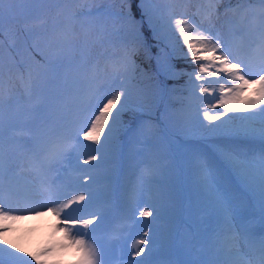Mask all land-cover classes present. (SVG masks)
Wrapping results in <instances>:
<instances>
[{"label": "snow or ice", "instance_id": "6c2138e0", "mask_svg": "<svg viewBox=\"0 0 264 264\" xmlns=\"http://www.w3.org/2000/svg\"><path fill=\"white\" fill-rule=\"evenodd\" d=\"M90 2L97 5L106 0ZM14 3L16 0H0V37L4 34L5 12H10ZM118 3V11L100 7L81 11L82 15L92 16L95 12L107 17L121 40L123 55L113 62L109 80L97 82L98 78L92 77L93 82L79 110L60 128L46 131L42 158L37 157L39 137L33 146L18 145L20 155L29 162L27 170L40 178L38 190L32 181L20 182L26 171L24 162L14 165L6 149L5 125L0 116V264H33V261L43 264L38 255L25 253L3 237L11 222L23 218L21 213L38 216L44 211L53 213L65 229V235L70 237L80 254L76 264H105V245L93 235L96 224L104 217L85 211L95 198L89 187L96 180L92 169L116 155L120 134L125 130L122 117L127 112H141L150 117V110L143 111L145 105H137L133 99L131 88L138 76L147 77L136 63V57L153 58L150 41L157 49L158 69L169 79L186 78L184 88L189 93V103L183 110V123L198 122L210 133H222L241 140V144L220 149V152L239 184L247 190L248 198L259 208L258 236L254 231L255 216L245 214L233 189L218 179L213 162L202 160L199 166L201 187L210 206L226 225V232L230 234L226 238L242 240L258 253L255 260L245 259L241 247L229 246L227 258L221 264H264V0H206L202 15L201 9L191 15L174 10L162 14L155 7L156 0H118ZM220 5H227L225 16L239 18L240 27L236 31L248 37L247 47L240 54L215 29V22L220 18ZM250 16L256 21L254 27L246 23ZM121 29L123 35H120ZM24 31L31 34L26 24ZM75 39L74 34L65 30L63 39L56 42L57 50L46 52L39 44H33L31 50L41 57L43 65L56 66L62 61L64 50ZM174 59L182 60L188 67L177 68L172 62ZM149 95L154 97L156 93ZM208 98L216 103L206 104L201 109L199 103ZM2 103L0 98V105ZM151 103L154 99L149 100ZM213 111L217 114H211ZM229 113L241 115L230 116ZM204 120L209 123L205 125ZM217 120H220L219 124L212 123ZM244 141H258L259 146L245 147ZM53 170L61 174L53 176ZM37 191L45 198L34 200L32 196ZM122 211L126 221L140 222L138 218H143L144 226L151 222L148 218L155 219L159 215L153 204L141 206L135 197L129 199ZM73 231L77 235L72 236ZM150 239L149 232L144 231L143 238L133 243L129 264H145L146 250H152Z\"/></svg>", "mask_w": 264, "mask_h": 264}, {"label": "rangeland", "instance_id": "374dc122", "mask_svg": "<svg viewBox=\"0 0 264 264\" xmlns=\"http://www.w3.org/2000/svg\"><path fill=\"white\" fill-rule=\"evenodd\" d=\"M42 1L22 0L18 4L19 0H16L19 6L26 8V16L41 15L43 17L38 20L42 19L46 23L40 31H38V26H41V22L36 23L33 28L31 27V34H27V39L24 34L19 36L20 39L24 37L22 38L23 43L20 45V50L24 52V58L26 57L27 61H31L34 58V52L31 50L33 44H39L40 49L46 52L55 51L58 48L56 42L60 40L51 35L55 33L64 35V31L59 32L57 28L69 30L68 25L64 22L66 15H70V12L65 10L66 12L58 16V19L51 20L52 16H56V12L51 13L50 6L52 4L54 6L63 5V2L61 0H51V4L45 5V2L41 4ZM195 1L156 0L155 7L162 14H166L169 10H174L177 13L187 12L191 15L197 9H201L202 15L205 7H195ZM72 2L74 0L67 1L69 4ZM17 4L14 3L11 6L10 12L6 10L4 24L7 21L8 23L10 22V14L14 13ZM226 6H219L220 18L215 22V29L221 33L224 39L230 33L232 26L235 27L236 31L238 25V21L232 25L226 23V20L235 21L237 19L224 15ZM95 7L111 10V7L105 5L104 2L97 5L92 4L83 10ZM81 11L75 15L76 17L74 16L76 18L75 26L80 28L69 30L71 33L73 32L72 34L75 35L76 39L64 50L62 61L56 66L45 65L36 78L28 81V83L26 82L25 87L17 90L21 93L20 96L14 92V95L9 97L10 99L3 101L2 105H0V116H2L5 125L6 149L14 161V165L23 161L26 169L23 179L20 181L21 183L27 180L39 185L38 180L40 178L37 177L35 172L27 170L29 169V162L20 155L18 145L23 143L33 146L36 138L39 137L38 142H36V146L39 149L37 157L42 158L44 154L43 147L46 142V131L57 129L64 125L79 110V107L84 104L88 89L93 82L92 77H97V82H107L112 73L113 62L120 59L123 55L122 43L118 42L120 39L117 33L109 26L111 21L98 13L94 12L92 16H87L82 15ZM18 19L24 20L25 17L23 18L22 15H19ZM48 19L50 21H47ZM219 26L223 27L222 32H220ZM10 28H14V25L10 24ZM89 32L93 34L87 35ZM236 32L245 35L243 32ZM95 35H101V37L99 38ZM150 43L153 44L152 66L156 67L157 72H155L154 77L146 72L147 77L138 76L131 84L133 99L137 102V105H145L143 111L150 110V117L141 114V112H127L122 117L123 120L133 114L132 121L136 118L135 125L131 128L123 126L125 130L120 134L117 153L113 158L120 160L118 156H124L126 169L128 174L132 176L133 181L136 180L138 175L140 178L139 189L132 194H123L122 188L119 186L118 192L122 193L124 198L120 208L123 210L129 199L135 197L137 201L141 202V206L145 203L153 204L159 210V215L155 219L148 218L151 222L144 226L146 222L143 218H138L140 222L126 221L123 211H121L117 217V219L121 220L120 224L108 225L107 231H104V226L96 225V231L93 235L105 245V252L107 251L108 254V258L104 256L105 264H113V262L118 260L125 262L119 264H129L132 259L131 253L134 251L132 245L136 240L143 238L144 231L149 232L151 237L149 247L152 249L151 252L146 250L144 254L145 264H220L223 260L220 253L221 250L223 254L224 251L228 250L229 246L235 247L236 243L226 238L230 234L226 232V225L223 221L221 223L213 221L214 219L210 212H213L214 209L210 206L209 198L201 187L199 166L202 160H211L218 170V179L221 183L227 184L230 176L237 181L235 174L223 161L220 149L239 145L241 140L222 133H210L201 127L198 122L188 125L183 123V110L186 109L189 103V93L184 88L186 78L179 81L167 78V74L157 67L155 58L157 49L154 46V42L150 41ZM1 44L4 45L0 39ZM22 44L24 45L22 46ZM2 47L0 46V50ZM14 48H17L16 45ZM17 51H19L18 48ZM94 52L96 54L92 56ZM21 58L23 57L21 56ZM18 62V57L14 55L6 58L7 66L14 69L15 72L16 70L20 72ZM172 62L177 68L188 67L182 60L174 59ZM4 81L7 82L6 80ZM52 90L56 94V98L62 102V115L61 113L58 115V112L48 104L46 106L42 105V109L32 127L34 130L31 132V128L26 122L28 118L23 115L24 112H29L27 103L24 102L22 104L24 108L22 115L16 121L11 119L9 122L6 121L8 107L5 104L6 102H11L13 97H16L17 101L22 99L29 101L33 100L37 93L45 94L47 97ZM153 92L156 95L150 97L149 94ZM213 95L215 96L216 94L213 93ZM150 99H154V103L149 104ZM210 103H216V100L208 98L199 103V107L202 109L206 104ZM222 110L219 109V111ZM211 114L215 115L217 112L213 111ZM229 115L238 116L241 113H229ZM221 119L226 118L221 117ZM132 121L130 124H132ZM203 123L207 125L209 122L204 120ZM212 123L219 124L220 120ZM21 128H25V132L21 131ZM29 137L32 139H29ZM243 146L257 147L259 143L244 141ZM144 160H147L148 170H143L140 173L141 163ZM93 164H95V161ZM114 165L109 166L111 167L109 172L101 174L106 185H110L113 182L111 174H118L114 169ZM60 174L55 170L51 173L53 176ZM182 184L184 185V190L182 189ZM235 184L237 188L232 187L233 192L236 193L238 190L239 192L234 195L237 197L238 202L244 206L245 213L252 215V206L257 207L255 201L248 198L247 190L243 185ZM158 185H175V191L180 194L178 195L175 192L176 196L158 198L155 192L158 189ZM91 189L93 188L91 187ZM90 206H92V202ZM104 210V206L85 209L86 212H95L101 215ZM163 213L169 214L167 219L175 217L169 221V226L164 223ZM85 218L88 217L86 216ZM193 221L202 223L204 227L212 225L213 228H217L218 232L206 241L202 237L201 240H198V231H194ZM36 222H11L9 231L4 234L3 238H6L9 244L14 243L18 248H22L25 253L38 255L39 260L43 264H76L80 254L71 243L70 237L65 235V229L59 225L57 217L53 213L48 212L45 220L40 219ZM121 228L126 230L124 235L118 231ZM254 231L255 233L258 232L255 228ZM107 234L108 238L106 239L105 236ZM71 235L75 236L77 233L73 231ZM85 239L89 238L85 237ZM91 242L95 243V241ZM46 249L49 251H45ZM163 252L165 254L169 253V258L166 256L153 258V256H159ZM118 257L125 258L117 259ZM28 258L30 259L31 257ZM135 259L139 260L141 257H135ZM33 264H35V261H33Z\"/></svg>", "mask_w": 264, "mask_h": 264}, {"label": "trees", "instance_id": "16d2710c", "mask_svg": "<svg viewBox=\"0 0 264 264\" xmlns=\"http://www.w3.org/2000/svg\"><path fill=\"white\" fill-rule=\"evenodd\" d=\"M22 0H19L18 4L21 3ZM63 2L62 4H59V6H54L53 4L50 6L51 7V13H55L56 12V16H52L51 20H55L58 19V16L63 15L66 11L70 12V15H66V19H65V24L68 25L69 30L71 29H76V28H80L79 26H75L76 22H75V15L79 14V12L83 9L88 8L90 5H92V3L90 2V0H74V2L72 3H67L68 0H61ZM46 3L45 5H49L51 4V0H43L41 2V4ZM61 2V3H62ZM105 5H107L108 7H111V10H119V3L118 0H106V2H104ZM17 4V3H15ZM17 4V7L14 11V13L10 14L11 18H10V24L14 25V28H10V24L7 22H5L4 26V34L2 37H0V39L2 40L4 45H0L3 46L2 49L0 50V58H1V62H0V98L4 100L8 99L9 97L14 95V92L19 94V92L17 91L18 89L25 87V83L30 80H33L34 78H36L39 74L40 71L44 69L43 62L41 61V57L39 55H36L34 53V58L31 61H27L26 57L24 58V52H22L20 50V45L21 43H23V39L24 37H22L21 39L19 38V36L21 34H24L25 38L27 39V34L24 31V26L25 24L31 29V27L33 28L34 25H36V23L41 22V26H38L39 29L38 31H40V29H42V27H44V25L46 24L44 21H42V19L38 20L39 18L43 17V16H39V15H32V16H26L25 12H26V8L19 6ZM67 7V8H66ZM66 10V11H65ZM19 15H22V17L25 19L23 20H19ZM73 16V17H72ZM75 16V17H74ZM50 19V17H49ZM47 21H50V20ZM62 19V20H64ZM48 23V22H47ZM108 26V25H106ZM110 28L114 29L112 23L109 24ZM59 29V32H63L65 31V29ZM67 29V28H66ZM68 30V31H69ZM115 30V29H114ZM73 33V32H72ZM93 33L89 32L87 35H91ZM124 34V30L121 29L120 35ZM51 36H54L56 38H59V40H61V38L63 37V35L55 33ZM97 37H101L98 35H95ZM103 37V36H102ZM118 42L121 43V40H119ZM28 43V40H27ZM16 45V47L18 48L19 51H17V48H14V46ZM24 44H22L23 46ZM96 52H94L93 54H95ZM16 56L19 59V68H20V72L10 67L7 66L6 64V58L9 56ZM23 58H21V56ZM136 63L138 65H140V67L145 71L148 72L149 74H151L152 77H154V71H153V67H152V59L148 60L147 58H144L142 56H137L136 57ZM34 75H36L34 77ZM4 80H6L7 82H5ZM5 85H4V83ZM28 88V86H26ZM21 94V93H20ZM132 116L133 114L130 115V117L123 119L124 121V125H128V123H130L132 121Z\"/></svg>", "mask_w": 264, "mask_h": 264}, {"label": "bare ground", "instance_id": "6f19581e", "mask_svg": "<svg viewBox=\"0 0 264 264\" xmlns=\"http://www.w3.org/2000/svg\"><path fill=\"white\" fill-rule=\"evenodd\" d=\"M30 172V171H29ZM28 176V175H27ZM27 181V180H26ZM38 190V189H37ZM39 194V192H35L34 194H33V196H32V198L34 199V200H37V201H39V200H42V196L41 195H38ZM47 216H48V212L47 211H44L43 212V214L42 215H38V216H32V217H28V218H25V217H23L22 219H20V220H17V221H15V222H24V221H31V222H35V223H37L36 221L37 220H40V219H46L47 218ZM42 222V221H41ZM245 258L246 259H252V260H255L256 259V256L255 255H253V254H250V255H247V256H245Z\"/></svg>", "mask_w": 264, "mask_h": 264}]
</instances>
